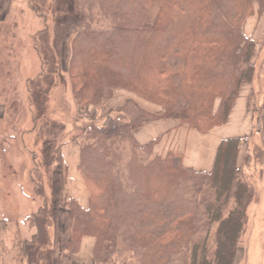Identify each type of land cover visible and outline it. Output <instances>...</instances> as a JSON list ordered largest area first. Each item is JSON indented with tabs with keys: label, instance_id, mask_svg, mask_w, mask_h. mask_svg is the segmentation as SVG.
<instances>
[{
	"label": "trees",
	"instance_id": "trees-1",
	"mask_svg": "<svg viewBox=\"0 0 264 264\" xmlns=\"http://www.w3.org/2000/svg\"><path fill=\"white\" fill-rule=\"evenodd\" d=\"M255 4L264 9V0H70L90 20L72 42L74 100L104 105L126 89L201 133L226 124L254 75L257 43L243 26ZM154 5L160 11L149 26ZM95 11L104 25H93ZM116 112L126 120L112 118L80 147L89 204L63 203L72 217L64 251L77 254L91 237L95 264H112L114 256L118 264H179L184 251L189 264H234L255 196L238 164L242 140L224 139L212 170L200 171L184 166L176 150L156 153L161 136L138 143L134 133L159 115L134 101ZM121 144L130 147L123 161L113 153Z\"/></svg>",
	"mask_w": 264,
	"mask_h": 264
},
{
	"label": "rangeland",
	"instance_id": "rangeland-1",
	"mask_svg": "<svg viewBox=\"0 0 264 264\" xmlns=\"http://www.w3.org/2000/svg\"><path fill=\"white\" fill-rule=\"evenodd\" d=\"M17 6L16 18L0 24V218L4 220L2 224H7V228H0V264H55V253H61L57 212L71 193L67 190L69 167L61 154L66 148L63 147L69 144L80 148L91 131L112 118L125 121V116L116 111L128 101L141 108V101L153 105L160 114L151 113L159 115L158 119L165 109L126 89H116L104 105L77 103L70 76L72 42L79 27L90 26L88 13L73 10L70 0H24ZM159 11L158 5L152 6L147 18L149 26L156 23ZM95 14L93 25H104L103 17L97 11ZM243 31L257 43L254 75L248 83L255 88L251 105L256 109L264 98V9L260 10L258 4ZM126 91L137 101H120ZM247 140L253 147V164L244 173L254 189L255 205L250 213L248 210L234 264H264V175L260 173L264 149L256 137ZM255 143L258 147L254 149ZM122 146L113 149L121 161L130 149ZM248 156L249 153L244 161ZM81 184L87 192L86 199L90 193L83 181ZM206 195L205 192L200 198ZM257 203L260 209H256ZM204 239V234L198 237L201 244ZM207 245L211 256L215 247L212 237ZM85 250L90 253L88 247ZM189 256L190 252L184 251L179 264H189ZM72 260V264H90V259ZM68 261L66 264H70ZM111 261L118 264L120 258L114 256Z\"/></svg>",
	"mask_w": 264,
	"mask_h": 264
},
{
	"label": "crops",
	"instance_id": "crops-1",
	"mask_svg": "<svg viewBox=\"0 0 264 264\" xmlns=\"http://www.w3.org/2000/svg\"><path fill=\"white\" fill-rule=\"evenodd\" d=\"M23 1L24 0H0V24H7L12 18H16L17 14L15 12L18 11L17 5ZM253 91H255L253 83H243L233 104L227 123L222 126L214 127L209 132L201 133L190 128L188 125H181L178 120L162 117L158 120L149 122L144 127L138 129L134 133L135 138L140 145H144L161 136V140L155 147L156 153L166 154L168 151L176 150L182 155V164L184 166L208 172L213 168L221 142L227 138L238 137L242 140L238 164L247 172L248 166L253 164V157L250 152L253 147L251 146V141H245V139L256 137L257 143L259 142L258 145L264 149V98L262 104H258L255 109L251 105V93ZM121 96L120 101L121 99L123 100V98L124 101L131 98H135V100L138 99L132 93L127 91L123 92ZM139 103L146 110L160 114L155 110L153 105L143 101ZM258 113L261 116L258 117ZM256 145L257 144L255 143L254 149L258 147ZM70 147L72 150H70ZM63 148H65V150L62 149L61 154L63 159L65 158V163L68 164L69 167V182L67 190L71 193H68L67 198L76 199L83 208H87L89 197L87 196L85 199V194L87 192H84V188L81 184L83 178L78 170L80 148L73 145L69 146V144H66ZM248 153V160L244 161L245 155H248ZM261 172H263L264 175V167L261 168L260 173ZM260 184L262 185L261 182ZM261 190V194H263L262 202L264 203L263 185L261 186ZM254 203L250 205L248 209L249 213L253 210ZM256 209H260L259 203L256 204ZM56 218L59 235V249L61 250V253H58V251L55 253L53 257L56 259L55 264H66L67 259L70 261V264H72V259H90V264H94V239L91 237H85L82 240L80 251L77 254H68L63 248L64 243L72 238V217L70 211L67 208L60 207ZM2 221L4 220L0 218V228H7V224H2ZM249 221L251 222L250 218ZM63 228L65 230H63ZM87 247L90 249V253L86 252L85 249Z\"/></svg>",
	"mask_w": 264,
	"mask_h": 264
},
{
	"label": "bare ground",
	"instance_id": "bare-ground-1",
	"mask_svg": "<svg viewBox=\"0 0 264 264\" xmlns=\"http://www.w3.org/2000/svg\"><path fill=\"white\" fill-rule=\"evenodd\" d=\"M82 189V188H81Z\"/></svg>",
	"mask_w": 264,
	"mask_h": 264
}]
</instances>
